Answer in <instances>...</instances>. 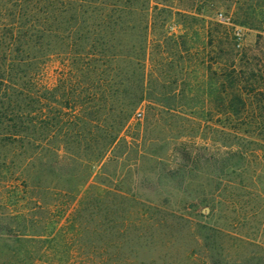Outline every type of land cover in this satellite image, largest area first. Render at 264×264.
Returning <instances> with one entry per match:
<instances>
[{
  "label": "trees",
  "instance_id": "1",
  "mask_svg": "<svg viewBox=\"0 0 264 264\" xmlns=\"http://www.w3.org/2000/svg\"><path fill=\"white\" fill-rule=\"evenodd\" d=\"M213 1L0 0V183H35L28 193L34 207L13 218L55 209L41 196L57 189L38 183H71L78 171L85 177L77 183H88L95 166L129 148L124 132L140 124L139 109L145 123L188 122L201 141L204 130L217 134L209 140L219 142L225 157L218 176H226L236 118L244 133L264 130V28L248 21L261 16L250 7L241 20L236 13L233 21L218 18ZM236 26L257 31L254 41H238ZM183 130L171 137L186 149ZM101 192L108 204L105 264H154L131 261L123 245L135 249L152 227L176 233L187 226L173 213L145 218L154 208L138 207L118 184ZM33 219L28 233L16 231L12 264L54 262L53 237L44 233L50 225Z\"/></svg>",
  "mask_w": 264,
  "mask_h": 264
},
{
  "label": "rangeland",
  "instance_id": "2",
  "mask_svg": "<svg viewBox=\"0 0 264 264\" xmlns=\"http://www.w3.org/2000/svg\"><path fill=\"white\" fill-rule=\"evenodd\" d=\"M212 5L232 21L233 13L241 20L250 7L261 16H249L247 20L264 28V0H214ZM234 29L241 43L253 42L258 33L245 27ZM53 79L50 69L46 80L51 83ZM138 112L140 124L130 125L124 132L132 141L130 147H120L123 151H115L102 166H95L88 183H77L85 177L83 171H78L76 181L71 183H38L58 191L57 195L41 196V201L57 204L49 215L42 211L13 218L18 211L34 207L28 193L35 183H0V264H12L9 256L16 231L24 229L28 233L33 218L40 227L50 225L44 226V233L50 231L47 238L53 237L55 243L50 244L57 250L51 264H105L108 204L101 191L106 183L128 189L133 200L141 203L138 207L154 208L149 209L152 215L148 213L145 218L173 213L187 221V226L176 233L164 227H149L135 249L124 244L122 252L131 261L209 264V257H213L229 264H264V130L258 132L250 126L244 133L239 124L241 117L236 118L232 168L220 179V163L225 155L219 150V142L209 140L217 141V134L204 130L202 134L207 139L201 141L186 121L161 119L145 123L142 109ZM183 128L186 149L171 137ZM191 136L195 138L193 144ZM87 204L90 205L85 209ZM9 214L12 215L8 217ZM5 226L9 228L7 232L3 231ZM217 234H229L234 238L232 244L224 237L217 238ZM34 264L45 263L39 260Z\"/></svg>",
  "mask_w": 264,
  "mask_h": 264
},
{
  "label": "built area",
  "instance_id": "3",
  "mask_svg": "<svg viewBox=\"0 0 264 264\" xmlns=\"http://www.w3.org/2000/svg\"><path fill=\"white\" fill-rule=\"evenodd\" d=\"M218 18L227 20V19L224 18L221 14L218 15Z\"/></svg>",
  "mask_w": 264,
  "mask_h": 264
}]
</instances>
